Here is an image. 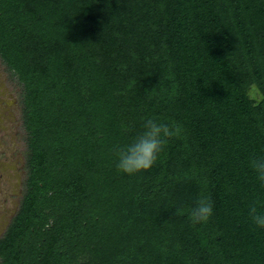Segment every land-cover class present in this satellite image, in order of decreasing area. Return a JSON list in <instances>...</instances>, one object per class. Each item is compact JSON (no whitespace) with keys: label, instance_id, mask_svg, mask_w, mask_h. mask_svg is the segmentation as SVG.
I'll return each mask as SVG.
<instances>
[{"label":"trees","instance_id":"trees-1","mask_svg":"<svg viewBox=\"0 0 264 264\" xmlns=\"http://www.w3.org/2000/svg\"><path fill=\"white\" fill-rule=\"evenodd\" d=\"M0 63L25 134L0 264H264V0H0ZM149 118L181 132L125 174Z\"/></svg>","mask_w":264,"mask_h":264},{"label":"rangeland","instance_id":"rangeland-1","mask_svg":"<svg viewBox=\"0 0 264 264\" xmlns=\"http://www.w3.org/2000/svg\"><path fill=\"white\" fill-rule=\"evenodd\" d=\"M252 101L260 98L254 87ZM19 87L0 63V236L14 215L23 192L25 141L20 120Z\"/></svg>","mask_w":264,"mask_h":264},{"label":"clouds","instance_id":"clouds-1","mask_svg":"<svg viewBox=\"0 0 264 264\" xmlns=\"http://www.w3.org/2000/svg\"><path fill=\"white\" fill-rule=\"evenodd\" d=\"M143 128L144 130L131 144L122 147L117 152V168L125 174L134 175L149 170L156 163L168 138L179 136L181 132L179 125L158 123L152 118L145 121ZM249 164L257 174V179L264 186V157L251 158ZM212 214L213 207L208 198L199 199L196 206L188 212L193 226L207 223ZM175 215H184V211L175 209ZM249 216L256 226L264 228V212L258 211L256 202L250 205Z\"/></svg>","mask_w":264,"mask_h":264}]
</instances>
